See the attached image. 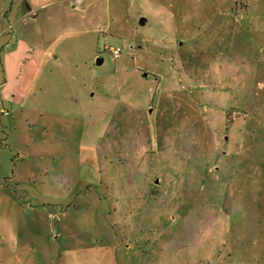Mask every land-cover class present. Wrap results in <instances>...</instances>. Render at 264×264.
Segmentation results:
<instances>
[{
	"label": "rangeland",
	"instance_id": "1",
	"mask_svg": "<svg viewBox=\"0 0 264 264\" xmlns=\"http://www.w3.org/2000/svg\"><path fill=\"white\" fill-rule=\"evenodd\" d=\"M1 32L0 264H264V0H0Z\"/></svg>",
	"mask_w": 264,
	"mask_h": 264
},
{
	"label": "built area",
	"instance_id": "2",
	"mask_svg": "<svg viewBox=\"0 0 264 264\" xmlns=\"http://www.w3.org/2000/svg\"><path fill=\"white\" fill-rule=\"evenodd\" d=\"M112 52H113L114 58H116V59H118L121 55V49L120 48L113 49Z\"/></svg>",
	"mask_w": 264,
	"mask_h": 264
},
{
	"label": "water",
	"instance_id": "3",
	"mask_svg": "<svg viewBox=\"0 0 264 264\" xmlns=\"http://www.w3.org/2000/svg\"><path fill=\"white\" fill-rule=\"evenodd\" d=\"M145 23H146V19L141 18V20H140V24H141V25H144ZM102 63H103V59L99 58V59L97 60V64H98V65H101Z\"/></svg>",
	"mask_w": 264,
	"mask_h": 264
},
{
	"label": "crops",
	"instance_id": "4",
	"mask_svg": "<svg viewBox=\"0 0 264 264\" xmlns=\"http://www.w3.org/2000/svg\"><path fill=\"white\" fill-rule=\"evenodd\" d=\"M3 33H4V32H1V33H0V37H1V35H3ZM23 43H24V47H26V43H25V41H23ZM3 46H4V44L2 43V44H1V48H2Z\"/></svg>",
	"mask_w": 264,
	"mask_h": 264
}]
</instances>
